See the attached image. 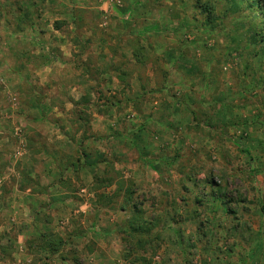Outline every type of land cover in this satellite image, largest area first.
<instances>
[{
  "label": "rangeland",
  "instance_id": "1",
  "mask_svg": "<svg viewBox=\"0 0 264 264\" xmlns=\"http://www.w3.org/2000/svg\"><path fill=\"white\" fill-rule=\"evenodd\" d=\"M0 2V264H264L254 0Z\"/></svg>",
  "mask_w": 264,
  "mask_h": 264
},
{
  "label": "trees",
  "instance_id": "2",
  "mask_svg": "<svg viewBox=\"0 0 264 264\" xmlns=\"http://www.w3.org/2000/svg\"><path fill=\"white\" fill-rule=\"evenodd\" d=\"M254 6L257 9V13L263 18V22H262V27L261 29H259V33L255 34V38L259 39V42L264 43V0H254ZM203 12L205 13H209V9L204 8ZM141 52H143V48H135L132 51V57L134 59L135 62H139L140 61V54ZM143 54V53H142ZM262 211L264 212V206L262 208ZM141 232H144L143 230H140ZM133 232H136V230H134ZM42 239H44V243L47 245L48 248V252L50 254H53L57 251L56 246L54 241H58V245L60 244L59 238L53 237L51 235H45L41 237Z\"/></svg>",
  "mask_w": 264,
  "mask_h": 264
},
{
  "label": "crops",
  "instance_id": "3",
  "mask_svg": "<svg viewBox=\"0 0 264 264\" xmlns=\"http://www.w3.org/2000/svg\"><path fill=\"white\" fill-rule=\"evenodd\" d=\"M0 5H3V3H1L0 2ZM41 9V11H43L44 9H43V7L42 8H40ZM39 9V10H40ZM32 12V14H26L25 16H26V18H25V16H24V21L26 22V23H28L27 24V26H28V31L29 32H26V33H30V35L32 36V35H34V34H37V32H38V34L36 35V36H39V31L38 30H36L35 28L38 26L39 27V24L41 25V19H45V17L43 16V15H41V17L40 18H38L37 16H36V14H35V9L34 10H32L31 11ZM30 17H29V16ZM28 16V17H27ZM7 20V19H6ZM6 20H4L3 18L1 19L0 18V23L1 22H5ZM9 20H7L6 22H8ZM2 25V24H1ZM33 28V31H32V29H29V27L30 26ZM7 29H8V27H6ZM4 30V29H3ZM1 31H2V29L0 28V36H3V34H7L6 32H3V33H1ZM9 31H13V30H9ZM26 33H24V34H26ZM10 34V33H9Z\"/></svg>",
  "mask_w": 264,
  "mask_h": 264
}]
</instances>
